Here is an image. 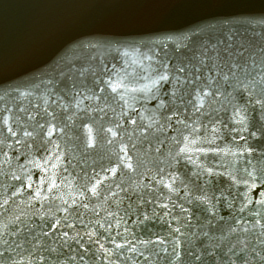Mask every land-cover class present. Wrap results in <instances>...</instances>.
Masks as SVG:
<instances>
[{"label": "water", "instance_id": "95a60500", "mask_svg": "<svg viewBox=\"0 0 264 264\" xmlns=\"http://www.w3.org/2000/svg\"><path fill=\"white\" fill-rule=\"evenodd\" d=\"M229 36L264 44V0H0V264H212L187 255L205 246L260 264L264 205L240 137L260 151L262 86L154 84L158 61Z\"/></svg>", "mask_w": 264, "mask_h": 264}, {"label": "snow or ice", "instance_id": "6c2138e0", "mask_svg": "<svg viewBox=\"0 0 264 264\" xmlns=\"http://www.w3.org/2000/svg\"><path fill=\"white\" fill-rule=\"evenodd\" d=\"M231 39V36H229L227 41H219L218 44L224 45V47L222 48L218 47L217 45H212L210 49H206L203 53H201L199 58L195 56L192 58H188L183 54H180L177 57V62L171 68L167 61H158V67L153 69V71L157 73V79L154 81V84H161V82L173 84L174 91L172 92V94L175 95L176 90L184 88L186 84L194 83V81L190 79V77L195 75V78L197 80L203 79L205 85L209 89L213 85H216L220 81H222L224 85H227L228 87H234V91L239 92L242 97L245 94L247 96H251V92L249 90L250 86L248 83H245V81H250L252 85L262 86V91H264V44H261L259 48L254 49L251 45L245 46L243 42L234 45L231 42ZM193 59H198V67L191 63V60ZM207 60H212L214 62L209 65L206 63ZM205 68H208L209 70L208 77H205ZM102 71L106 74L109 72L107 66H104ZM81 75H83V73H81ZM93 76L95 77V73L93 74ZM241 77H243V80L240 79ZM233 80L237 82L236 86H233ZM93 83L96 86L103 84L105 85V87L111 88L112 93H116L118 90L117 84L113 83L111 79L107 81L103 79H94ZM120 86L122 87L123 85ZM104 90V87L100 88L101 92H103ZM135 90L136 89H133V91ZM200 91H203L205 95L215 96L219 92V88L217 87L215 91H204V89L202 88L200 89ZM248 103L253 104V101L249 99ZM255 105H259L260 110L264 112V97L255 100L254 106ZM197 111H199V108H197ZM172 115H178V112H173ZM129 119L131 120V123L133 125L137 123L135 119H131V117H129ZM165 119L170 121L172 119V116H166ZM261 119H264V117H261ZM237 122L243 123V121ZM5 123H7V121H5ZM148 127H152V125L150 124ZM41 128H43V125H41ZM55 130V126H52L47 135L51 137ZM8 131L12 133V135H15L11 128H9ZM108 131L112 132V129L110 128L108 129ZM245 131H247V129H245ZM257 133H259V137H257ZM112 134L113 136L116 135L115 132H112ZM24 135L31 136V133L25 131ZM249 137L256 139L261 147L260 151L257 153L255 146L248 145L247 137H240L241 140L245 141L246 145V147H244L240 152V155L245 157V164L242 168V171L248 177V179L244 180L243 183L247 185L249 183V180H251L250 190L257 188L261 189L259 191V196L261 198L256 202L264 205V124H261V126L259 128H256L255 131L250 132ZM19 143L20 141L18 140L17 144ZM5 155L7 154L5 153ZM37 167H39V165H37ZM128 167L131 168L132 165L128 164ZM112 171L115 172V169H112ZM208 171L210 175L213 174L211 170ZM14 179L19 181L21 180V177L14 176ZM257 181H259V183H257ZM44 183H47V181H42L41 187L37 188L35 191V196L33 197V199L37 202H39L41 199L42 185ZM55 187V182L52 181L51 185L49 186V191L53 190V188ZM168 187H170V185H168ZM24 188L25 185L21 183L19 189L14 190L13 195H22ZM27 188L32 189L33 185L29 183L27 185ZM93 193L95 194V188L93 189ZM251 202V199H248V203ZM246 206L247 205L239 208V211L244 212V208ZM229 207H231L230 204ZM212 216L214 218L215 213H212ZM205 219L208 220L209 225L211 226V219H209L207 216L205 217ZM220 219L223 220V217H221ZM56 223L59 224V221H57ZM175 231L179 232L180 229L177 228L175 229ZM230 231L234 232L235 229H230ZM245 231H247V229H245ZM64 235L67 236V233L65 232ZM207 235L208 233L205 232L204 236L206 237ZM148 242L150 243L151 241ZM77 243H79V241H77ZM216 247L219 248V245H217ZM176 251V248H173V253H176ZM228 252H232V255L236 257V259L228 257ZM187 255L192 256L197 261H201L202 257H210L212 260V264H236L237 259L240 261V264H249L247 258L240 255V253L238 252H233L232 248H229L227 252L218 253L215 249L209 251L207 246H205V249L202 253L195 254L192 252H188ZM225 257H228V259L225 260ZM254 259H257L260 264H264V255H262L261 253H255Z\"/></svg>", "mask_w": 264, "mask_h": 264}]
</instances>
